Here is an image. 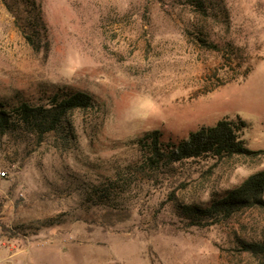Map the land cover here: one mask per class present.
<instances>
[{
    "label": "rangeland",
    "instance_id": "obj_1",
    "mask_svg": "<svg viewBox=\"0 0 264 264\" xmlns=\"http://www.w3.org/2000/svg\"><path fill=\"white\" fill-rule=\"evenodd\" d=\"M199 1L0 0V109L94 101L56 133L0 135V264H264L245 248H264V207L183 215L264 171V0ZM222 120L263 155L149 167L136 145Z\"/></svg>",
    "mask_w": 264,
    "mask_h": 264
},
{
    "label": "trees",
    "instance_id": "obj_2",
    "mask_svg": "<svg viewBox=\"0 0 264 264\" xmlns=\"http://www.w3.org/2000/svg\"><path fill=\"white\" fill-rule=\"evenodd\" d=\"M191 4L195 5L197 11L202 10L203 5L199 0ZM30 31L38 32V25L31 26ZM93 106L94 101L90 95L73 91L53 92L42 104L20 102L14 107L0 109V135L26 133L41 138L46 134L58 132L69 113L75 110H90ZM240 128H244L242 122L222 120L213 127L200 128L177 144L162 142L161 134L154 131L145 133L136 145L148 155L145 161L149 167L161 164L167 167L201 158L221 161L234 156H262L263 152H251L245 148L238 135ZM263 195L264 171H261L249 176L237 188L227 192L221 199L213 201L207 208H185L183 215L189 220L199 222L202 219L211 221L210 225L217 224L228 220L241 210L264 207ZM245 248L251 254L264 252V248L257 245H247Z\"/></svg>",
    "mask_w": 264,
    "mask_h": 264
},
{
    "label": "built area",
    "instance_id": "obj_3",
    "mask_svg": "<svg viewBox=\"0 0 264 264\" xmlns=\"http://www.w3.org/2000/svg\"><path fill=\"white\" fill-rule=\"evenodd\" d=\"M5 177V173L4 172H0V179Z\"/></svg>",
    "mask_w": 264,
    "mask_h": 264
}]
</instances>
